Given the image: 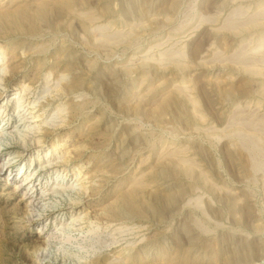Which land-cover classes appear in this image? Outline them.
I'll list each match as a JSON object with an SVG mask.
<instances>
[{
	"label": "rangeland",
	"instance_id": "374dc122",
	"mask_svg": "<svg viewBox=\"0 0 264 264\" xmlns=\"http://www.w3.org/2000/svg\"><path fill=\"white\" fill-rule=\"evenodd\" d=\"M1 121L0 264H264V0H0Z\"/></svg>",
	"mask_w": 264,
	"mask_h": 264
},
{
	"label": "bare ground",
	"instance_id": "6f19581e",
	"mask_svg": "<svg viewBox=\"0 0 264 264\" xmlns=\"http://www.w3.org/2000/svg\"><path fill=\"white\" fill-rule=\"evenodd\" d=\"M12 71V70H11ZM13 76V75H12ZM20 95V94H19ZM15 99H19V96H18V93H17V96L13 99V100H15ZM31 115H34V117L37 115V112H35L34 111V108H30L29 109V113H28V116H31ZM5 126H6V124H4V121H1L0 122V135H2V134H4L5 133V131H4V128H5ZM25 182H28V183H30V179H28V180H26ZM28 185V184H27ZM26 185V186H27ZM31 197H29L28 198V203L29 204H31Z\"/></svg>",
	"mask_w": 264,
	"mask_h": 264
}]
</instances>
